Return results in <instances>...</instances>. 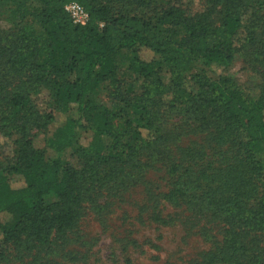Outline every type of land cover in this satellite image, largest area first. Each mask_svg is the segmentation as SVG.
Masks as SVG:
<instances>
[{
  "label": "trees",
  "instance_id": "obj_1",
  "mask_svg": "<svg viewBox=\"0 0 264 264\" xmlns=\"http://www.w3.org/2000/svg\"><path fill=\"white\" fill-rule=\"evenodd\" d=\"M29 1L0 0V7L15 5L41 29L38 39L0 33V135L14 140L0 173V261L9 244L49 246L73 229L91 191L104 185L97 180L101 172L125 168L144 147L158 144L157 121L145 108L126 120L134 129L126 139L128 130H114L113 113L91 96L116 76L117 57L126 51L128 69L145 79L161 82V73H171L177 89L170 108L194 107L220 149L214 162L200 148L178 147L164 198L197 213L209 209L221 221L224 237L206 264H260L254 247L264 234V84L256 97H246L218 68L232 63L242 38L260 46L264 61V0H206L208 11L194 15L175 3L153 18L114 12L98 0H38V8ZM73 1L89 13L86 24L74 23L66 11ZM198 63L207 71L195 75L200 96L194 100L183 86ZM44 90L50 107L42 110L36 96ZM29 122L39 130L60 124L47 144L54 157L35 147ZM88 128L95 130L90 160L81 167L66 163L62 154Z\"/></svg>",
  "mask_w": 264,
  "mask_h": 264
},
{
  "label": "rangeland",
  "instance_id": "obj_2",
  "mask_svg": "<svg viewBox=\"0 0 264 264\" xmlns=\"http://www.w3.org/2000/svg\"><path fill=\"white\" fill-rule=\"evenodd\" d=\"M98 1L109 3L114 12L144 18H153L157 11L175 3L189 15L208 11L209 6L206 0ZM29 4L33 8L40 5L38 0H30ZM213 20L217 22L218 17L215 15ZM40 32L30 16L16 12L15 5L0 7V33L11 39L25 35L38 39ZM243 39L238 42L232 63L227 68H218V72L230 77L246 97L252 98L264 84V61L259 54L260 46ZM33 44L34 40L28 43ZM128 56L123 51L117 57L116 76L103 82L91 96L113 113L114 130H128L126 139L134 131L126 120L128 117L132 120L136 112L145 108L157 121L154 136L160 135L158 144H153L151 149L144 147L142 156L133 158L125 168L110 175H105L103 170L97 180L104 185H97L99 188L91 191L92 197L84 203L82 217L73 229L56 236L49 246H35L28 241L9 244L0 264H206L207 253L223 239L222 223L209 216L212 213L209 209L197 213L192 207L175 205L164 198L171 188L169 164L178 159V147L200 148L205 161H217L220 149L211 141L213 130H203L194 107L182 102L170 108L177 89L173 88L171 73H161V82L145 79L128 69ZM205 70L198 63L185 75L183 88L192 93L194 100L200 96L195 75ZM208 74L216 78L209 71ZM36 99L41 109H49L50 97L45 90ZM66 117L61 115V120ZM59 125L54 123L46 130H39L32 122L28 123L35 147L51 157L56 154L48 148V139ZM94 131L88 128L81 132L62 154L66 163L81 167L90 160ZM106 141L112 140L109 137ZM13 148L14 140L0 135V173H5L7 155ZM12 184L22 185L17 177L12 179ZM259 236V246L254 249L258 263L264 264V234Z\"/></svg>",
  "mask_w": 264,
  "mask_h": 264
},
{
  "label": "built area",
  "instance_id": "obj_3",
  "mask_svg": "<svg viewBox=\"0 0 264 264\" xmlns=\"http://www.w3.org/2000/svg\"><path fill=\"white\" fill-rule=\"evenodd\" d=\"M66 11L70 14L74 23L86 24L89 20V13L85 8L78 2L73 1L66 5Z\"/></svg>",
  "mask_w": 264,
  "mask_h": 264
}]
</instances>
